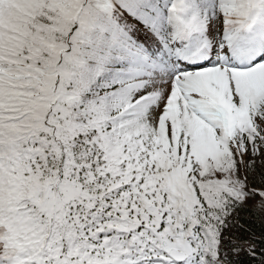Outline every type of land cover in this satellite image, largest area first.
Instances as JSON below:
<instances>
[{"label": "snow or ice", "instance_id": "snow-or-ice-1", "mask_svg": "<svg viewBox=\"0 0 264 264\" xmlns=\"http://www.w3.org/2000/svg\"><path fill=\"white\" fill-rule=\"evenodd\" d=\"M241 212L264 0H0V264H264Z\"/></svg>", "mask_w": 264, "mask_h": 264}, {"label": "trees", "instance_id": "trees-1", "mask_svg": "<svg viewBox=\"0 0 264 264\" xmlns=\"http://www.w3.org/2000/svg\"><path fill=\"white\" fill-rule=\"evenodd\" d=\"M248 207H251V202ZM254 212H260L259 209H253ZM239 216L242 217L237 222L248 228L257 240L261 238V233L264 232V219H261L259 215L254 216L250 212H241ZM247 221V223H246ZM242 264H248L247 257L241 255L240 257Z\"/></svg>", "mask_w": 264, "mask_h": 264}]
</instances>
